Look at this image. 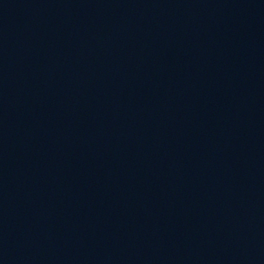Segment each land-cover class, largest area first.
Listing matches in <instances>:
<instances>
[{
  "label": "water",
  "instance_id": "1",
  "mask_svg": "<svg viewBox=\"0 0 264 264\" xmlns=\"http://www.w3.org/2000/svg\"><path fill=\"white\" fill-rule=\"evenodd\" d=\"M0 264H264V0H0Z\"/></svg>",
  "mask_w": 264,
  "mask_h": 264
}]
</instances>
